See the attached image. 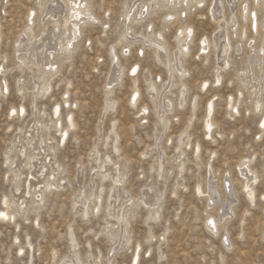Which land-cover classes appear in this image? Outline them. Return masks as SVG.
Here are the masks:
<instances>
[{
  "label": "rangeland",
  "instance_id": "374dc122",
  "mask_svg": "<svg viewBox=\"0 0 264 264\" xmlns=\"http://www.w3.org/2000/svg\"><path fill=\"white\" fill-rule=\"evenodd\" d=\"M38 1L45 0H0V70L3 67L4 78L9 87L0 98V210L4 209L2 205L4 196L12 202L17 201L20 196H26L25 204L22 205L25 211L15 216V222L0 217V264H60L67 260L73 251L83 262L90 263L93 262L94 257H100L101 264H105L109 249L108 239L104 234V221L107 213L105 206L109 203L108 197L106 199V187L109 185V180L103 182L105 186L103 209L98 216L91 214L87 218L81 217L79 207L73 208L71 203L78 189L88 192L90 186L95 188L97 184L95 176L97 169L94 171L91 169L97 166L95 156H91L96 143L101 158L111 153L109 156L112 155L111 158L120 165L128 163L126 164L128 168L124 187L129 197L139 199L141 192L146 191L145 185H151L154 188L167 186L161 200V218L155 222L148 221L155 237L148 244L146 241L148 225L143 222L145 214L143 210H138V214L134 215L135 218H131L129 227L132 233L130 248L117 250L118 254L114 264H129L131 250L137 243L141 247L139 264H264L263 243L259 234L264 216L260 212L259 205L245 204L240 192L241 179H237L239 177L238 166L244 160L251 158V166L257 171L261 170L264 163V131L261 132L258 126L264 111V94L262 96L263 106L258 112L253 108L255 88L253 84L242 81L241 69L249 57L248 54L251 56L250 43L254 41L256 46L260 44L263 28H258L259 34L251 33L248 22L242 23V25L247 24L244 26L247 38L240 39V12H230L226 7L224 14L226 13L227 19L232 14L236 16L237 34L230 33L234 50L229 55L230 66L222 73L223 79L217 85L213 83L216 73L215 59L208 56L206 60H203L196 55L199 39L202 36L211 38L220 30L212 19L206 16L201 18L197 14H207L206 8L210 0H205L199 10L187 12L186 18L185 14H182V24H188L194 30L190 54L182 59V63L189 71L184 80L187 86L186 102L183 106L175 105L168 114L172 122L167 132L162 134L161 140L167 154L164 159V166L167 170L165 169V180L158 181L157 172L155 169H150V166L153 165L152 160L156 157V153L152 150L155 147L153 134L160 126L153 113L151 96L147 95V80L155 81L158 92L161 93L170 78L164 67L153 59L150 49L142 46L144 54H140L137 52L139 43H134L129 48L130 52L125 53L127 48H124L122 52L121 47L117 45L119 32L122 29L123 14L130 1L90 0L94 15L99 18V21L94 24L81 25V34L75 42L70 59L64 60L61 55L52 58V62L58 66V72L51 81L52 89L46 97L36 100V108H34L30 103L29 92L27 90L22 93L17 91L18 78L21 76L17 68L20 62L18 57L24 53L14 52V42L24 30L28 11L32 8L36 10L33 16V34L39 32V24L45 17L39 12L41 5ZM51 4L50 1L46 2V6ZM258 13L260 14L258 17L264 19V12ZM160 14L146 16L140 25H134V30L143 32L144 22L148 19L154 23V30H160ZM103 23H106L104 28ZM176 27V24H172L169 30L165 29V37L171 52L176 50L173 38ZM239 39L243 45L242 51L237 48L240 44ZM112 46H115L117 53L121 55L120 62L124 67V76L119 86L114 85L115 89L111 94L112 98L117 101L116 108L103 115L104 87L112 69L107 52ZM137 53H139L138 57ZM136 63L140 65L135 84L140 97L136 106L132 107L128 104V99L134 85L130 75L126 76V74L128 68ZM35 68V66L32 67V69ZM28 71L31 73L30 76L34 75V78L38 74ZM1 75L2 72L0 82H2ZM204 81H208L206 89L201 88ZM163 85H165L164 88H162ZM66 90L69 91V100L77 104L76 107L75 104L72 106L76 128L71 131L66 143L57 145L59 134L53 124L49 123V129L40 131V133H45V142L41 149L27 147L25 154L21 156L19 149L25 143L24 138L28 139L36 134V128L40 129V124L49 120L52 106L55 103L62 105V99L67 97ZM172 92V99L176 100L177 88H172ZM195 96L198 97V105L195 108L192 123L189 125L187 124V118L190 116L189 102ZM231 97L236 103L237 113L228 108L227 102ZM209 99L214 101V120L217 125L214 126L212 136L215 142L207 140L202 130L204 108ZM20 105L25 107V114L10 119L7 116L9 108ZM142 106L148 107V113L143 117L139 114ZM64 111L65 109H62V119L65 115ZM114 121L115 131L119 136L118 145L121 148L118 154L111 150L110 141L107 146L103 142ZM187 126L192 144L200 142L202 145L201 161L198 165L195 164L192 161L191 149H187L186 169L183 176L178 177L181 185L177 190V195L172 196L170 190L176 177L175 163H172L171 159L173 146L176 143L175 137ZM166 137L172 140L165 143ZM50 144L57 148L55 159L61 165L63 172L61 171L62 173L56 178L64 179L65 189L45 192L44 201L38 207L31 203L33 196L27 195V192L23 193L22 188L20 191H15L13 185L21 179L26 184L30 183L32 189L34 186H37V191L40 189L39 185L42 186V180L53 164V159H48L46 148ZM211 150L216 151V154L210 155L209 160L215 174L212 180L220 184L221 177H224L230 187L234 186L236 191L234 212L227 215L229 218L227 227L231 234L228 235V239L231 243L235 240L236 245L231 246L229 250L222 246L218 236H213L214 239L208 238L207 231L201 222L207 212L222 215V209L211 210L210 207H205L207 202L197 196L193 190L197 179L202 180L204 177V164L208 161ZM6 152L10 157L18 155L14 157L13 164H6ZM145 152V156L141 155ZM35 153L38 159L33 160L29 167L27 165L22 169L19 166L21 159L25 155ZM44 158H47L46 167L43 168V174L39 175L37 171L41 168ZM169 168L172 169V173H168ZM18 173H22L19 178L15 177ZM233 178L239 183L233 184ZM262 183L261 180L256 191L257 195L264 190ZM16 205L17 203H10V208L15 209ZM246 209L248 212L243 216ZM241 217L244 222L240 221ZM106 219L113 220L110 217ZM69 229L76 240L75 247L69 240ZM158 240H160L159 244ZM149 247L151 252L143 254ZM20 250L21 253H19ZM239 250H242L243 254H239ZM114 251L110 252V256L114 255ZM220 253L223 259L220 258Z\"/></svg>",
  "mask_w": 264,
  "mask_h": 264
},
{
  "label": "bare ground",
  "instance_id": "6f19581e",
  "mask_svg": "<svg viewBox=\"0 0 264 264\" xmlns=\"http://www.w3.org/2000/svg\"><path fill=\"white\" fill-rule=\"evenodd\" d=\"M47 1H50L52 4L46 6ZM129 1L130 2L127 4L128 7L123 14L121 26L122 29L119 32L117 45L121 47L122 52L124 48H127V51H125V53L130 52L129 48L134 43H139L137 52H140V54H144V47L150 49L153 55V59H155L158 64L164 67L165 72H167L168 77L170 78V81L168 82L166 87L164 88L165 85L162 86V88L164 89L161 93L158 92L159 89L156 87L155 81H152L150 79L147 80V95L151 96L153 113L156 117L157 123L160 126V128L155 129L156 132L153 134L155 147L152 150L156 153V157L154 158V160H152L154 163L150 166V169H155V171L157 172L156 178H158V181H160L162 179L165 180V172L167 170V168H165L164 166V159L167 154L165 151V147L162 146L161 140L162 134H165L167 132V130L169 129V125L172 122L168 118V114L173 110L175 105L183 106L186 102L187 86L184 80L189 71L182 63V59L190 54V44L193 39L194 30L192 26L188 24H182L181 16L182 14H185L186 18L187 12L190 13L192 12V10H199V8H201V6L204 4L205 0ZM38 4L41 5L39 11L40 14L44 15L45 17V19H43V21L39 24V32L37 34H33V16L36 13V10L32 8L28 11L29 13L27 14V23L24 27V30L20 35H18L17 39L14 42V52L17 54L21 52L24 53L21 57H18L20 62L19 65H17V68L21 72V76L18 78L17 91L22 93L23 91L27 90L30 95V103L34 108H36V100L38 98L42 99L46 97L52 89V78L58 72V66L57 64L52 62V58H54L56 55H61L64 60L70 59L72 50L75 47V42L79 39L81 34V25L94 24L99 21V18L94 15L90 0H45L38 1ZM226 7H228V10L230 12H240V39H242V37H246L244 26L247 24L242 25V23L248 22L251 33L255 32L256 34H259L258 28H263L260 44L256 46L254 44V41L250 43L249 52L251 53V56L250 54H248L249 57H246L247 61L241 68L243 72L242 81L253 84V87L255 88L253 108L256 111L260 112L263 106L262 96L264 94V19H260L258 17V12H264V0H210L208 7L206 8V12L208 15H205L203 13L197 14L201 16V18L203 16H206L207 18L212 19L214 21L212 22L216 24L217 28L220 30L211 38L202 36L199 39L196 55H198V58H202L203 60H206L208 56H211L215 59L216 73L214 75L213 83L219 85L221 83V80L223 79L222 73L230 66V52L234 50V47L232 46L233 44H231L230 33L237 34L235 30V27L237 26L235 24V22H237L236 16L232 14L230 18L227 19L225 15L226 13L224 14L227 9ZM158 13H161L160 30L153 29L154 23L150 19L144 22L143 32L140 33L134 30V25H140L143 20L146 19V16ZM231 21L232 23L230 24ZM172 24L177 25L173 34L176 49L174 52H171L169 50V44L165 37V29L167 28L169 30ZM105 25L106 23L102 24L103 28ZM230 30L232 32H230ZM240 39L238 40V43L240 44H238L237 48L239 51H242L243 45ZM250 40H253V38H250ZM142 46L143 48H141ZM138 54L139 53H137L136 55L137 57ZM107 56L109 62L112 64V69L109 74L108 81L105 83L104 87V105L102 108L103 115L116 108L117 101L112 98L111 94L114 92L115 86L120 85L124 76V67L120 62L121 55L117 53L115 46H112L109 49V51L107 52ZM33 66H35L36 68L32 69ZM27 69L38 74L34 78V75L30 76L31 73ZM133 69H136V71L133 72ZM139 71L140 65L136 63L128 68L126 74V76L130 75V79L134 85V87L132 86L133 89L131 96L128 99V104L132 107L136 106V103L140 97L139 90L135 86L137 82L136 77L139 74ZM1 72L2 82H0V98L4 95V92L6 93L8 91L9 88L4 78L3 73L5 72L3 71V67L0 70V73ZM206 86H208V81H204L201 88L206 89ZM172 88H177V93L175 96L176 100L172 99ZM65 94L67 95V97L62 99L63 107H61L62 105H60V103H55L52 106L49 120L45 121L44 124H40V129L36 128V134L31 135V137H29L28 139L24 138L25 143L19 149V154L21 156L25 154V149L27 147H35L37 149H41L42 144L45 142V133H40V131H42L43 129H45V131L49 129V123L53 124V127L59 134L57 145L60 146L66 143L71 131L76 128V122L73 117L72 111V106L76 102L73 103L69 100L68 90L65 91ZM197 105L198 97L195 96L189 102L188 108L190 116L189 118H187V124L189 125L192 123V118L195 116L194 113ZM227 105L230 111H234L235 113L238 112L236 103L233 101L232 97L228 100ZM76 106L77 104H75V107ZM62 109H65V115L63 119L61 118ZM25 112L26 109L23 105H20L18 107L11 106L7 112V116L12 119L16 116L24 115ZM147 113L148 107L142 106V108L139 110V114H141V116L143 117L147 115ZM214 113V101L212 99H209L206 102L204 108L202 130L203 135L206 136L207 140L209 139L211 142H215V138L212 136V133L214 126L217 125L216 121L214 120ZM230 116H232V114H230ZM142 117L141 119H144ZM36 122L39 123V121ZM262 124H264V111L258 122V126L261 132L264 131V127H262ZM115 127L116 126L114 121L108 131L109 134L104 137L103 142L104 145L107 146L110 141L111 150L113 151V153L118 154L121 151V148L118 145L119 136L115 131ZM51 140H54V138H51ZM169 140L171 141L172 138L166 137L165 143ZM175 140L176 143L173 146L174 151L171 157L172 163H175L176 176L175 182L172 184L170 190V194H172V196L177 195V190L181 185L178 182V177L181 178L183 176V172L186 169L187 162L185 156L187 149H191L190 151L193 159L192 161H194L197 165L199 161H201L202 149V145L200 142H195L194 144H192L190 134L188 132V126L185 127L177 137H175ZM96 144L93 146L91 156H95L97 166L91 169L93 171L94 169H97L95 174V176L97 177V184L95 188H92L90 186L88 192H85L82 189H78L77 193L73 196L71 203L73 208L79 207L78 211L81 217L87 218L91 214H95L96 216H98V214L101 213V210L103 209V191L105 189L103 182L105 180H109V185L106 187V199L108 197L109 203L105 206V209L107 210L105 217H110L113 220L108 221L105 218L104 221V234L109 243V249L105 258V264H114L113 262H115L116 256L118 254L117 250L121 248H130L129 245L131 244L132 233L129 230V227L131 218H133L135 214H138V210H143L145 214L143 222L148 225V234L146 237V241L148 242V244L149 242H151L152 238L155 237L152 234L148 221L155 222L161 218V200L167 186H164V188H154L151 185H145L144 187L146 188V191L141 192L139 199L136 200L134 198V200L133 198L129 197V194V196L127 195L128 191H126L124 187L126 181L125 177L127 174L126 171L128 168L126 164L128 163L120 165L118 162L114 161L111 158L112 155L111 157L109 156L111 153L109 155H104V157L101 158L99 152L97 151ZM46 148L49 156L48 159H53V164L50 166V169L46 173V175H43L44 178L42 180V186L39 185L40 189H38L37 191V186H34L32 189L30 183L26 184V182H22L21 179L16 181L13 185L15 191H20V189L22 188L24 189L23 193L27 192V195L33 196L34 199L31 203L38 205V207L44 201L45 192H52V190L57 192L59 190L65 189V185L63 183L64 179L62 177L56 178L58 174L60 175L63 172L61 169V165L55 159V152L57 148L55 145L51 144L47 145ZM209 153L210 154L208 157V161L204 164V177L202 178V180L199 178L197 179L193 190L195 191V194L197 196L202 197L204 201L207 202L205 207H210L211 210H214L216 208L218 210L219 208L222 209V215L217 213L213 214V212H207L205 217L201 219V222L203 227L207 231L208 238L218 236L222 246L225 249L229 250L231 249V246L236 245L235 240L233 241L234 243H231L229 241L228 235L231 234L230 231H228L227 227V224L229 222V218L227 217V215L234 212L236 191L234 186L230 187V184L224 177H221L220 184H216L215 181L212 180L213 178H215V174L209 160L210 155L216 154V151L211 150ZM145 154L146 152L142 153L141 155L145 156ZM5 155L6 164H13L14 157H18V155L16 154L13 157H10L7 152ZM35 155L36 153L25 155L21 159V163L19 166L22 169L27 167V165L29 167L30 163L33 160L38 159ZM45 161H47V158H44V162L41 164V168H39V170L37 171L39 175L43 174V168L46 167ZM251 162V158H248L238 166L239 168L237 172L239 177L237 179H241L240 192L243 196L245 204L248 206H253V204L254 206L259 205L260 212H262L264 216V190L258 195L256 193L261 180L263 182L261 185H263L264 187V163L261 167V170L257 171L251 166ZM168 173H172V169L170 170L169 168ZM21 175L22 173H18L17 175H15V177L19 178ZM237 179H232L233 184H236V182H238ZM225 181H227V184H225ZM31 190L33 191L31 192ZM25 198L26 196L23 195L19 197V199H22L21 201H19L18 199L17 201L12 202L4 196L2 201L4 209L0 210V213H3V215L0 217L2 219H7L15 222V216L25 211V208L22 207V205L25 204ZM10 203H17L16 208L11 209ZM247 212V209L244 210L243 216ZM240 221L244 222V219L241 217ZM260 225L261 230L259 234L260 240L263 243L262 255L264 257V218ZM161 236H163V234ZM223 237H225V241H222ZM69 240L71 242V245L75 247L76 240L70 229ZM159 242L160 240H158V244ZM115 245H117L116 248L112 250ZM113 251L115 252L114 255L110 256V252L113 253ZM140 251V244L137 243L131 250L129 264H139ZM150 252L151 248L149 247L144 251L143 254ZM19 253H21V250L19 251ZM239 254H243V251L239 250ZM235 255H237V253ZM220 258L223 259V255L221 253ZM60 264H101V261L100 257H94L93 262H83L81 258L76 255V252L73 251V254L68 256L67 260L61 262Z\"/></svg>",
  "mask_w": 264,
  "mask_h": 264
},
{
  "label": "snow or ice",
  "instance_id": "6c2138e0",
  "mask_svg": "<svg viewBox=\"0 0 264 264\" xmlns=\"http://www.w3.org/2000/svg\"><path fill=\"white\" fill-rule=\"evenodd\" d=\"M135 71H136V69H133V72H135ZM13 112H14V110H13ZM262 127H264V124H262ZM2 215H3V213H0V216H2Z\"/></svg>",
  "mask_w": 264,
  "mask_h": 264
},
{
  "label": "built area",
  "instance_id": "2783aa9c",
  "mask_svg": "<svg viewBox=\"0 0 264 264\" xmlns=\"http://www.w3.org/2000/svg\"><path fill=\"white\" fill-rule=\"evenodd\" d=\"M225 183H226V181H225Z\"/></svg>",
  "mask_w": 264,
  "mask_h": 264
}]
</instances>
